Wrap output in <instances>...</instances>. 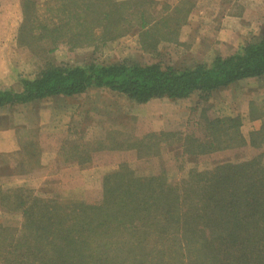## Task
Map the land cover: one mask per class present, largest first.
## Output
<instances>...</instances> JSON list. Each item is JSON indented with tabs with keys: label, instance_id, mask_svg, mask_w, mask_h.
Here are the masks:
<instances>
[{
	"label": "rangeland",
	"instance_id": "obj_1",
	"mask_svg": "<svg viewBox=\"0 0 264 264\" xmlns=\"http://www.w3.org/2000/svg\"><path fill=\"white\" fill-rule=\"evenodd\" d=\"M55 1L0 0V90L21 91L23 78L53 65L124 60L185 68L210 63L264 30V0H114L128 2L118 12V21L121 15L126 19L118 22L121 35L104 45L71 48L45 35L55 23ZM142 17L148 21L145 28ZM98 31L101 36L103 29ZM115 31L105 30V36ZM263 105L264 76L206 97L195 93L145 104L98 88L35 100L19 125L27 123L37 143L0 153V264L8 244L31 230L22 229L19 198L27 206L33 198L100 199L103 178L122 166L137 178L163 172L180 191L184 184L194 189L198 176L220 166L255 161L264 169V143L250 141L263 121L249 115L255 107L259 115ZM216 119L221 122L213 123ZM17 134L24 137L26 132Z\"/></svg>",
	"mask_w": 264,
	"mask_h": 264
},
{
	"label": "trees",
	"instance_id": "obj_2",
	"mask_svg": "<svg viewBox=\"0 0 264 264\" xmlns=\"http://www.w3.org/2000/svg\"><path fill=\"white\" fill-rule=\"evenodd\" d=\"M55 3V23L45 34L55 43L98 46L121 35L118 22L126 19L121 15L118 21V12L122 14L128 2ZM29 18L26 13V23ZM147 22L142 17L141 28ZM114 28L105 36V30ZM98 29H103L101 36ZM263 76L264 30L229 55L185 68L124 60L53 65L34 78H23L21 91L0 90V107L80 95L90 88L108 89L137 104L181 100ZM255 108L249 115L263 122L250 141L264 143V105L259 115ZM131 174L122 166L105 176L102 196L96 200L33 198L27 206L19 198L22 229L31 230L8 244L1 264H264V169L255 161L220 166L198 176L194 189L184 184L183 191L170 185L163 172L144 178Z\"/></svg>",
	"mask_w": 264,
	"mask_h": 264
},
{
	"label": "crops",
	"instance_id": "obj_3",
	"mask_svg": "<svg viewBox=\"0 0 264 264\" xmlns=\"http://www.w3.org/2000/svg\"><path fill=\"white\" fill-rule=\"evenodd\" d=\"M33 102L0 107V112L3 114L0 117V153L14 152L37 143L36 136L30 134L32 131L29 125L27 123L19 125L24 120L25 108L32 106ZM18 132H26V135L18 136ZM24 139L25 141L20 142Z\"/></svg>",
	"mask_w": 264,
	"mask_h": 264
}]
</instances>
